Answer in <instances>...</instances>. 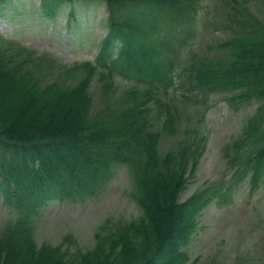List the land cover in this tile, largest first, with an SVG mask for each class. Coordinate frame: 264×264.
I'll return each mask as SVG.
<instances>
[{
	"label": "trees",
	"instance_id": "1",
	"mask_svg": "<svg viewBox=\"0 0 264 264\" xmlns=\"http://www.w3.org/2000/svg\"><path fill=\"white\" fill-rule=\"evenodd\" d=\"M10 1L0 0V13ZM63 1L40 0L39 9L52 18ZM101 1L107 32L94 59L61 64L50 75L45 66L55 60L0 34V188L18 212L0 229V264H183L199 211L211 200H228L240 182L247 180L253 191L264 180V21L243 11L217 44L218 55L177 68L169 55L173 41H181L200 0ZM117 75L128 82L121 91ZM178 89L180 99L195 98L192 103L219 92L231 93L227 103H257L226 145V187L207 185L183 201L199 142L180 135L159 151L162 133L182 121ZM115 163L131 172L129 196L140 214L107 217L87 250L37 244L33 219L49 196L94 193Z\"/></svg>",
	"mask_w": 264,
	"mask_h": 264
},
{
	"label": "rangeland",
	"instance_id": "2",
	"mask_svg": "<svg viewBox=\"0 0 264 264\" xmlns=\"http://www.w3.org/2000/svg\"><path fill=\"white\" fill-rule=\"evenodd\" d=\"M39 4L40 0H11L0 13L1 35L55 60L51 67L45 66L49 75L60 69L61 64L93 60L106 33L104 4L98 0L64 1L53 18L44 17ZM243 11L264 21V0H237V3L200 0L198 12L191 24L185 26L181 41H173L175 50L170 52V60L182 68L202 56L218 55L217 44L230 36L231 27L239 25L236 18ZM116 83L121 91L128 82L117 75ZM185 88L183 85L180 90ZM90 91L97 107L96 78L91 82ZM177 92L175 101L182 121L174 132L162 133L159 151L170 148L175 140L181 139L180 135L192 141L197 138L201 149L198 164L180 200L207 185L222 191L231 176L226 145L239 136L245 119L257 103H227L229 92L214 93L207 100L201 98L204 102L192 103L195 98L180 99L179 89ZM161 95L165 100L167 93L161 92ZM156 109L152 111L153 116ZM0 179L2 184L4 176ZM131 187L128 166L115 163L94 193L49 196L33 219L35 241L58 245L68 253L91 248L94 232L107 217L129 220L140 214L138 205L129 196ZM52 189L56 192V187ZM4 197L0 188V229L18 216ZM184 248L187 260L183 264H264V180L253 191L245 180L228 200H211L199 211L195 231Z\"/></svg>",
	"mask_w": 264,
	"mask_h": 264
}]
</instances>
